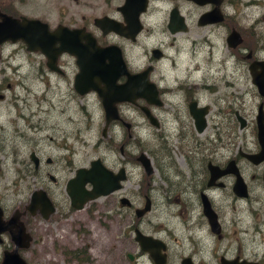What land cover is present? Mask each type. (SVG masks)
Listing matches in <instances>:
<instances>
[{"label": "flooded vegetation", "instance_id": "af4514ba", "mask_svg": "<svg viewBox=\"0 0 264 264\" xmlns=\"http://www.w3.org/2000/svg\"><path fill=\"white\" fill-rule=\"evenodd\" d=\"M165 1L174 0H0V105L8 108L5 113L0 109V118L11 114L8 123L0 120V180H11L8 182L11 185L4 187L8 185L6 182L0 192V226H5L0 231V261L3 252L15 246L9 232L22 227L29 239L20 236L16 247L24 264H45L49 252L55 261L52 264H106L98 238L87 236L84 240L73 241L70 237L67 239V233L60 228L68 225L70 215L66 217V214L72 207L65 192L68 176L60 188L56 185L57 166L60 172H66L60 162L64 158L54 156L52 159L46 155L51 145L46 140L52 138L26 136L28 132L47 129L46 94L61 79L68 85V99L75 106L80 105L82 111L86 112V101L89 102L91 96L98 98L91 90L79 95L73 86L78 72L77 61H83V57L92 53L89 41L92 39L94 47H108L106 54L99 57L104 66L102 70L105 74H116L115 84L122 86L121 95L127 97L114 103L117 117L110 118L106 124L103 137L107 139L109 150L117 156L110 168L105 166L113 172L122 169L125 178L119 190L125 191L133 185L130 178L134 174L129 168L136 166L141 173L135 184L142 191V205L147 199V214L159 203H164L177 205L176 214L182 217L179 256L170 258L165 236L149 233L164 243L165 263L182 264L186 259L191 264H221L222 260L235 259L264 264V255L246 251L245 245L251 241L249 237L242 239L244 250L241 251L237 243L230 248L226 233L233 220L227 223L219 210L224 212L227 207L224 201L249 204L251 192H264V160L253 163L245 156L259 150L256 129L253 137L243 132L247 122L233 99L236 93L230 79L223 75L221 82L206 80L202 66L180 68L175 66V59L167 55L165 47L172 45L168 38L173 40L181 33H172L168 27L171 11L176 9L185 27L187 19L176 4L165 9ZM183 1L199 8L197 17L214 8L210 3L196 5ZM223 3L221 0L218 5L221 22L204 26L223 24L227 19L222 11ZM40 24L52 37L47 51L55 53L54 69L48 67V60L39 47L30 49L24 40L8 38L26 32L34 43L40 42ZM226 46L230 48L227 42ZM246 54L243 58L249 64L252 54L249 58ZM21 60L28 63L27 68L34 73L32 76L42 84L34 106L23 101L16 91L24 88L26 97L28 91L38 94L24 84L25 78L19 71ZM165 60L171 61L173 66L157 67ZM111 63L116 65V70ZM99 87L103 92L112 93L103 83ZM147 91L149 94H143ZM100 107L104 125L101 104ZM239 117L245 121L242 127ZM195 118L200 123H195ZM199 126L201 130L198 131ZM56 139L61 140L60 137ZM140 154L144 165L137 159ZM2 166L6 167L5 171ZM7 169L11 173L6 174ZM54 187L61 204L53 197ZM38 190L45 193L52 208L44 215L46 210H41L37 203L28 207L32 192ZM121 197L124 196L117 194L118 200ZM202 202L209 204L215 216L213 227L203 215ZM166 205L160 210H166ZM48 219L58 221L47 227L40 223ZM55 223L60 225L56 231L59 237L52 233ZM260 225V228L255 225L254 231L264 234V218ZM258 239L263 241L264 236ZM220 243H223L221 249Z\"/></svg>", "mask_w": 264, "mask_h": 264}, {"label": "rangeland", "instance_id": "374dc122", "mask_svg": "<svg viewBox=\"0 0 264 264\" xmlns=\"http://www.w3.org/2000/svg\"><path fill=\"white\" fill-rule=\"evenodd\" d=\"M172 4L179 6L181 14L187 19V27L186 32L176 34L173 40L168 38L167 41L172 42V45L166 43L165 51L167 55L173 57L175 66L180 68L190 67L191 69L194 66H202V75L206 77V80L215 79L221 82L223 75L230 79L234 84L236 93L234 94L236 97L233 95V99L237 102L241 116L247 122L243 132L247 134V137H253L255 130L254 117L257 111L256 107L260 102H262L261 108L264 114V95H258L256 87L251 83V76L248 74L247 69L248 60L243 57L249 51L254 60L264 61V0H224L222 11L227 19L223 24L203 27L196 26L197 12H200L199 8L196 9L192 4L183 0L165 1L164 8L167 9ZM230 27L239 32L242 40L233 50L228 48L224 41ZM157 37L163 39L161 36ZM19 62L22 63L19 71L25 78L24 84L30 85L29 89H33L34 92L38 93L39 89L42 88V84L34 79L32 76L34 73L27 68L28 63H25L24 60ZM172 66L171 61L165 60L157 67L170 68ZM67 86L61 79L58 85H53L49 92H46V111L44 114L47 118V129L26 134V136L34 138L36 136L38 138L49 136L52 140H46L51 144L47 148L46 155L52 159L54 156L64 158L60 162L66 172H60L57 166L56 175L58 178L56 179V185L58 188L66 181L67 176L68 178L73 176V171L77 167H87L89 160L100 158L104 165L110 168L111 161L117 156V153L109 150L106 137L101 136L103 120L98 98L91 96L89 102L86 101V112H84L80 109V99L77 100L79 107L68 99ZM16 91L18 96L23 98V101L29 102L30 106L36 105L34 102L36 97H39V93L31 94L28 91L26 97L24 96V93H26L24 88H17ZM28 96H30L29 99ZM18 103L20 106L22 100H18ZM0 109L5 113L8 108L0 105ZM9 118H11V114L9 117L8 113V117L5 115L0 120L8 123L7 119ZM56 137H60L61 140H57ZM39 140L38 142H40ZM42 143L44 142L42 141ZM2 167L5 171L6 167ZM129 170L134 175L130 178L133 185L128 191H114L112 194L87 202L79 210L70 209L72 211L66 214V217L70 215L68 225L62 228L55 223L52 233L56 234L57 228L60 227L67 233L66 238L70 237L73 241L79 238L84 240L87 236L98 238L100 248L104 251L103 261L106 264H151L147 254L140 251L132 239L131 229L136 224L138 229L145 234L149 235L150 232H155L160 236H165L170 258L179 256L181 254L180 245L183 228L182 217L176 214L178 206L159 203L158 207H153L148 214L145 213L140 219H134L133 209L136 206H141L143 202L142 191H139L138 184H135L136 179L140 178L141 172L136 166L129 168ZM8 173H11L10 169H7L6 174ZM51 174L54 176L52 172ZM3 181L0 180V192L4 186L3 184L11 180L8 178L7 180L3 179ZM252 182L254 181L252 180ZM9 185L11 184L8 183L4 187ZM52 194L54 199L61 204L62 201L56 187L53 188ZM117 194L126 196L132 203L131 207H121ZM263 199L264 192L259 193L256 190L251 192L249 199L251 203L249 204L224 201L227 207H224V212L221 208L219 210L224 215L227 223L229 219L232 218L233 220V224L230 225L229 231L226 233L227 241L229 244L231 243V249L235 247L234 243H237V247L241 251L244 250L242 239L249 237L251 241L250 244L249 242L246 243V251L264 255V240L258 239L264 234L255 232L253 228L255 225L261 227L260 224L264 218ZM159 200L157 201L159 202ZM231 204L233 205L232 209L230 208ZM66 205L67 202H65ZM164 205L167 206V209L161 211L160 207H165ZM170 213L172 214L170 215ZM62 219L61 222L64 223ZM56 221L58 220L53 219V222ZM53 222L48 219L40 223L47 227L49 223ZM222 244L220 243V249ZM127 253L133 255L132 260L128 259ZM53 262L55 261L49 252L44 263L52 264Z\"/></svg>", "mask_w": 264, "mask_h": 264}, {"label": "water", "instance_id": "95a60500", "mask_svg": "<svg viewBox=\"0 0 264 264\" xmlns=\"http://www.w3.org/2000/svg\"><path fill=\"white\" fill-rule=\"evenodd\" d=\"M193 2L194 4L198 5H205V4H212L213 9L209 10V12L201 13L197 17L196 25L204 26L208 25L212 22H221L222 14L218 10V5L220 4L221 0H188ZM169 24L168 27L172 33L175 31L184 32L185 31V23L182 20V16L176 13V9L172 10L169 16ZM35 26V24H34ZM173 26V27H172ZM40 31L41 35L40 42H33V38L31 35H27L26 32H20L16 35L10 36V39H22L28 44V48L35 49L39 47L47 58L48 67L54 69V57L55 53L48 52V46L51 41V34L45 26L40 24ZM114 29V28H113ZM14 37V38H13ZM90 47L92 53L87 56L83 57V61H77L78 72L74 77V89L79 95H83L86 91H93L97 94L98 98L100 99V104L102 105V109L105 116L104 125L102 126V136L104 135L106 124L110 118H116L117 115L115 113V106L114 103L120 100L126 99V96L121 95V88L122 86H117L115 84V77L116 74L110 75L105 74L103 69V65L99 62V57L106 54L108 47L106 48H97L94 47V40L89 39ZM225 41L227 45L233 49V47L239 45L242 40L240 34L236 29H232L229 34L226 36ZM67 45V44H66ZM65 46V45H64ZM62 48V47H60ZM67 48L70 49L67 45ZM66 50L65 48H62ZM72 51V50H71ZM72 53H76L73 51ZM77 54V53H76ZM251 56V52L247 51L246 58ZM119 57V55H118ZM121 59V58H120ZM121 62V60H120ZM121 65V64H119ZM113 68L116 70V65L112 64ZM248 74L251 76V83L256 87L257 93L260 96L264 95V61L262 60H252L248 64ZM103 83L107 88V91L110 90L112 93L108 94L107 92H103L99 87V84ZM150 86V85H149ZM149 86H147L149 90ZM149 94V91L147 93ZM142 94V95H143ZM109 96V98H108ZM256 115L254 117L255 121V129H256V141L259 145V150L256 153H250L245 155L247 159L253 163H259L261 160H264V114L263 109L261 108V102L257 106ZM240 126H244L243 118L239 117ZM199 122L200 120L195 118V123ZM197 130H201V126L197 127ZM142 154L137 157L138 160H142ZM147 165H149V160H147ZM144 165V164H143ZM73 176L70 177L66 181L65 185V192L67 193L68 197L70 198V205L72 209L79 210L81 209L87 202L91 200H95L100 198L101 196H106L112 194L114 191H118L121 188L120 182L123 181L125 178L122 169L118 170L117 172H113L109 170L103 162H101L100 158L91 159L88 161L87 167H77L75 169ZM262 178L264 179V172L262 174ZM240 179V178H239ZM238 182V179H237ZM236 184V183H235ZM89 186V188L86 187ZM241 195H244L240 193ZM30 203L28 207H32L34 203H37L41 210H46L43 212V215L48 211H51L52 208L48 199L45 196V193L41 190L33 191L30 196ZM119 204L123 207H130L131 203L127 197L119 198ZM203 204V215L207 216L208 224L210 227H213L215 224V216L213 212L206 202H202ZM149 206H147V199L145 198L144 203L140 207H136L133 209V215L135 219H139L145 213L148 212ZM11 219L8 221L10 223ZM8 223V224H9ZM5 226H0V231L4 230ZM7 229V228H6ZM22 227L20 229L10 231L9 234L15 244L14 248L11 251H4L1 256L0 264H24V260L20 258L17 253V245L20 241V236L24 235V237L28 240L29 236L22 232ZM133 233V241L137 244V247L143 253H146L151 264H167L165 263V253L164 250V243L157 238L152 237L151 235L143 233L141 230L138 229V226L132 227ZM127 257L129 260H132L133 255L127 253ZM182 264H191L187 262L186 259L181 262ZM221 264H257L256 262L251 263L246 260L238 261L232 259L231 261L222 260Z\"/></svg>", "mask_w": 264, "mask_h": 264}]
</instances>
